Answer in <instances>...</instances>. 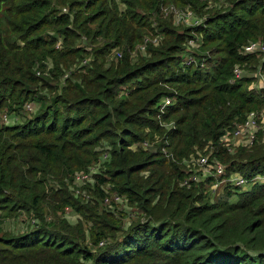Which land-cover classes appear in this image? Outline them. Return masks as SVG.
I'll return each mask as SVG.
<instances>
[{"label":"trees","instance_id":"obj_1","mask_svg":"<svg viewBox=\"0 0 264 264\" xmlns=\"http://www.w3.org/2000/svg\"><path fill=\"white\" fill-rule=\"evenodd\" d=\"M218 1L181 33L162 20L166 37L134 61L147 20L161 6L205 14L207 2L121 0L120 9L115 0H0V112L33 110L0 124V210L36 217L26 231L0 236V264H264V144L257 134L237 148L223 138L250 112L257 119L264 111V0ZM190 32L200 39L186 51V38L196 40ZM113 49L121 50L118 62L105 67L99 57ZM76 61L78 78L65 72L50 100L38 93ZM253 78L261 79L259 89L250 87ZM165 98L171 102L161 109ZM160 119L173 125L165 130ZM155 134L160 142L145 149ZM104 144L108 161L84 179H94L95 204L67 192L52 210L68 206L81 219L46 222L48 177L62 183L79 174ZM204 146L223 176L247 182H226L210 196L212 177L188 181L181 160ZM114 195L125 206L110 201L99 210L97 200ZM126 208L136 211L127 226Z\"/></svg>","mask_w":264,"mask_h":264},{"label":"rangeland","instance_id":"obj_2","mask_svg":"<svg viewBox=\"0 0 264 264\" xmlns=\"http://www.w3.org/2000/svg\"><path fill=\"white\" fill-rule=\"evenodd\" d=\"M205 2H207L206 7L202 8V12H204L205 14H199L197 13L194 9H192L190 6H182V5H178V4H174V3H170L167 2L165 6H161L160 7V13L159 15L161 16H157L155 17V15H150L151 18H149V20H147L148 26L146 28H144V34L142 37V43L143 45H140V43L136 46V52H132L131 58L136 61L137 57L140 55H145L146 54V49L148 47L149 44L152 45V47L158 46L161 42V40H163L166 35L164 34V32L160 31L162 29V27L160 26V22L163 21H167L170 24L174 25V27H176V31L178 33H181L185 28H190L193 27L195 24V21L200 22L203 17L206 15V12H208V8H212L213 5H219L220 1L218 0H203ZM117 7L120 9H124V5L121 3V0H115ZM203 3V2H201ZM214 7V6H213ZM63 9H66V7H63ZM191 13V18L187 19V18H179L180 15H182L183 13ZM143 13V12H142ZM1 15V14H0ZM154 16V17H153ZM155 18V19H154ZM3 19V18H2ZM162 21V22H163ZM191 33V32H190ZM191 35H194V37H196V40L191 39V38H186L185 41V50L186 51H193V49H195V47L197 46L196 41H198L197 39H200V36L197 34H193L191 33ZM150 42V43H149ZM78 44L80 45H86L85 47L87 49L90 48L89 46V42H87L85 39H81L79 41H77ZM99 43L97 42L94 43L93 45H98ZM138 48V49H137ZM134 49V50H135ZM189 49V50H188ZM141 50V51H139ZM120 52V49H113L110 52H107L106 54L102 55L99 57V59L101 61H103L104 66L106 67L107 65H111V64H115L118 62V58H117V54L116 52ZM92 52V51H91ZM90 52V53H91ZM90 53H88L90 55ZM92 58H94V55L91 53L90 57H88L87 55V61L91 60ZM89 62V61H88ZM77 61L71 64H66L65 67H63V72L60 73L58 76L56 77H52L50 79V82L48 84L47 87L43 88V87H39L38 89V93H42L43 95H45V98H47V100H50V97H52L53 95H56L58 93H60L61 91V87L64 84V80H63V74L65 72L71 71V76L73 78H78L79 77V72L76 71V69L79 67L77 66ZM47 65H50L49 62H47ZM68 67V68H66ZM254 71H252L253 73ZM45 75H49L50 73L47 72V74L45 73ZM264 78V77H263ZM261 80V79H260ZM259 78H253V82L251 84V88L254 87L255 89H259L260 86L262 85V83L260 82ZM65 86V85H64ZM264 86V85H263ZM124 89V92L129 90V89ZM26 110V109H25ZM25 111L27 114L32 113L33 110L31 111ZM24 112V110L22 109L20 111V113H10V112H6L5 110L0 112V124H12V123H17V122H21L23 119L26 118V113ZM33 114V113H32ZM258 116V131H257V137H256V143L257 144H264V111L260 110L257 113ZM158 123L160 125L161 128L168 130V128L173 125V121L172 120H166V119H160L158 120ZM148 131V130H146ZM161 140V137L158 134H155L153 136V138L151 140L147 139L145 140V142H147V146H144L145 149H152L155 147V145H157ZM104 147L99 148L98 151H100L99 155H98V160L94 161L93 163H91L87 168H85L82 172H79V175L83 174V175H87V179L89 178V172L91 173H99L100 170L102 168H104L105 163L108 161V157H109V153H108V147L109 146H105V144L103 145ZM238 147V146H237ZM236 147V148H237ZM207 149L209 150V148H206L205 146L203 148L200 147H196L194 148V151L190 152L188 154L187 157H185L183 159V162L181 160V164L185 165V168H187V171L190 170V173L193 172H198V174H202V168L203 167H199L197 166L196 163V159L198 156L202 155H208L205 154L208 153ZM211 150V149H210ZM162 151H166L164 148H162ZM75 179V175L74 176H70L67 177L65 179V181H63L61 183V177H48L46 184H45V193H46V202L43 204V216L45 217V221L46 222H59L62 217L67 219V221L71 224V225H75L78 223V221L81 219V216L78 214V212H76L75 210H73L72 208L68 207V206H64L62 207V211L59 210H52V208L57 207L58 203L57 201L60 200L63 196H65L67 192H70L72 194H75L76 191H78V193H76L77 198H80L83 202H87L88 203H93L95 204V196L93 195V182L94 179H92L91 182H86V180H84V184H82V181L77 182L78 184H80V186H75V184L73 183L72 180ZM259 182H262L263 180L258 179ZM224 184H221L217 191L216 194H220L223 191L224 188ZM105 190H106V194L111 192V186L110 185H106V186H102ZM207 192L209 190V184L207 185V187L205 188ZM246 189V188H245ZM98 202V208L99 210L104 209V203L101 199L97 200ZM59 211V212H58ZM122 211L123 210H119ZM3 210H0V236L3 233H11V234H17V233H21L26 231L27 229L31 228L33 225H35V221H36V217L35 214L32 211H20L18 212L17 215L11 216V217H5L3 214ZM134 213H136V211H133V209L129 210L126 208V211L124 212V215L122 216V219H124V223L125 226L128 225V223H131L132 220V215H134ZM116 216H119L118 213H116ZM86 227H88L90 224L88 222L84 223ZM89 228V227H88ZM89 239L90 236H86V243H89Z\"/></svg>","mask_w":264,"mask_h":264},{"label":"built area","instance_id":"obj_3","mask_svg":"<svg viewBox=\"0 0 264 264\" xmlns=\"http://www.w3.org/2000/svg\"><path fill=\"white\" fill-rule=\"evenodd\" d=\"M179 18H187L190 19L191 18V13L187 12V13H183L182 15L179 16ZM198 21H195L194 24H197ZM260 49L262 52H264V44L260 45ZM238 74V71L235 70ZM171 99L170 98H165L163 101V104L161 106V109H163V107L165 105L170 104ZM27 109L31 110L32 107L31 106H27ZM258 117L257 119L255 118V113L254 112H250L246 119L241 122V123H237L235 124L232 132L227 133L223 136L224 139L228 140L231 147L233 146V148L235 147H243L246 145H251L253 144L254 140H255V136L257 134L258 131ZM146 144V143H145ZM229 147V148H231ZM196 163L197 166L199 167H203L202 170V174H198V172H191V176L187 178V180H193V181H199L200 179H205L208 177H212V182L209 185V190L207 191V193L210 196H214L216 195V191L218 189V187L221 184L226 185V182H234L235 185H242L245 184L247 181H245V179H243L240 176H234L233 178H227L226 176H223L224 173V167L223 165H221L218 162H211V164L208 162V157L206 155L202 156H198L196 159ZM87 177V175H75V181H83L85 178ZM259 179L264 181V177H259ZM124 198L125 197H121L120 195H114L113 197L110 196H106L104 197L103 203H105L106 205L110 202V201H114L116 205H121L122 207L125 206L124 203Z\"/></svg>","mask_w":264,"mask_h":264}]
</instances>
